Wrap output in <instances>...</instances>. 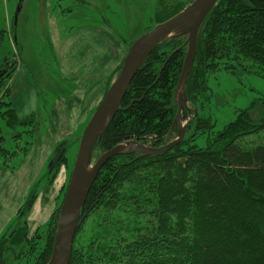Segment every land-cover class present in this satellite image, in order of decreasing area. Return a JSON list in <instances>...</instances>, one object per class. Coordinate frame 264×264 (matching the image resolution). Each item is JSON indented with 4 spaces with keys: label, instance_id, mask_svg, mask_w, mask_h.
Wrapping results in <instances>:
<instances>
[{
    "label": "trees",
    "instance_id": "1",
    "mask_svg": "<svg viewBox=\"0 0 264 264\" xmlns=\"http://www.w3.org/2000/svg\"><path fill=\"white\" fill-rule=\"evenodd\" d=\"M192 1L159 0L156 23ZM11 27L15 32L17 25ZM5 31L0 28V34ZM188 36L165 39L148 56L97 143L96 156L128 140L153 147L169 142ZM249 61L264 72V0H218L198 34L186 84L183 118L191 119L185 137L162 153L117 154L105 162L82 207L70 264H264V96L237 109L217 132L211 117L200 114L211 95L209 77L223 64L230 69ZM15 70L7 58L0 64V120L14 131L15 144L13 150L0 145V155L12 173L39 129L35 112L20 115L13 106L9 81ZM204 134L207 145L199 146L194 141ZM67 150L65 141L56 145L48 183L68 164ZM33 201L0 235V264L50 259L59 205L30 237Z\"/></svg>",
    "mask_w": 264,
    "mask_h": 264
},
{
    "label": "rangeland",
    "instance_id": "2",
    "mask_svg": "<svg viewBox=\"0 0 264 264\" xmlns=\"http://www.w3.org/2000/svg\"><path fill=\"white\" fill-rule=\"evenodd\" d=\"M17 3L18 0H0V28L6 29L5 33L0 34V64L6 58L10 64H15L16 70L9 85L12 90L13 106L20 115L33 111L42 115L54 98L62 93L61 90L69 88L70 81L60 78L58 65L66 53L67 46L82 27L101 20L108 22L107 18L113 17L111 12H116L126 20L122 25L112 22L113 26L114 24L119 26H114V30L131 45L135 39L158 24L156 23L158 0H24L17 27L13 32L11 25L14 22ZM106 4H110L111 9L107 10ZM244 65L226 69V65L223 64L209 77L211 95L205 100L200 114L211 117L215 123V132L236 117L237 109L249 107L254 99L264 96L263 70L253 66L251 61ZM0 126L2 127L0 136L4 137L3 142L0 140V145L7 149L13 148L14 131L5 126L2 120ZM81 136L76 139L77 143L75 140L73 144L72 141L63 140L67 149L69 148L67 150L69 160L68 164H63L68 174L66 185L58 200L59 209ZM194 142L199 146H206L207 135L198 136ZM97 158L98 156L94 154V159ZM32 201L31 194L27 204H31Z\"/></svg>",
    "mask_w": 264,
    "mask_h": 264
},
{
    "label": "crops",
    "instance_id": "3",
    "mask_svg": "<svg viewBox=\"0 0 264 264\" xmlns=\"http://www.w3.org/2000/svg\"><path fill=\"white\" fill-rule=\"evenodd\" d=\"M106 8L111 9V5L106 4ZM111 13L113 17L107 18L108 22L101 20L82 27L67 46L58 65V74L62 80L70 81L69 88L61 90L62 93L54 98L42 115L35 111L39 129L31 139L28 153L14 161L16 171L12 173L4 168L2 160L0 235L7 230L31 194L36 196L27 216L30 237L47 223L57 206L68 172L61 165L53 182L48 183V164L54 149L63 140L73 144L81 136L128 53V44L114 30V26L119 27L117 24H124L126 19L116 12ZM112 22L117 24L113 26Z\"/></svg>",
    "mask_w": 264,
    "mask_h": 264
},
{
    "label": "water",
    "instance_id": "4",
    "mask_svg": "<svg viewBox=\"0 0 264 264\" xmlns=\"http://www.w3.org/2000/svg\"><path fill=\"white\" fill-rule=\"evenodd\" d=\"M23 1L18 0L14 13L15 25L18 23ZM217 2L218 0H193L174 16L143 33L128 47V53L120 71L111 82L82 133L76 159L59 209L53 250L47 264H70L74 238L80 225L82 207L100 169L109 158L117 154L134 152L147 155L162 153L179 144L185 137L186 125L189 121V119L183 121V111L188 99L186 84L197 54L199 30ZM179 33H188L189 47L176 90L178 110L171 128L169 142L161 147H153L136 140H128L103 152L95 160V147L101 141L110 122L120 109L122 100L135 74L158 45L165 39L172 38ZM175 128H177L176 133ZM51 165L52 162L49 163V166Z\"/></svg>",
    "mask_w": 264,
    "mask_h": 264
},
{
    "label": "bare ground",
    "instance_id": "5",
    "mask_svg": "<svg viewBox=\"0 0 264 264\" xmlns=\"http://www.w3.org/2000/svg\"><path fill=\"white\" fill-rule=\"evenodd\" d=\"M92 166V165H91ZM91 168V167H90Z\"/></svg>",
    "mask_w": 264,
    "mask_h": 264
}]
</instances>
